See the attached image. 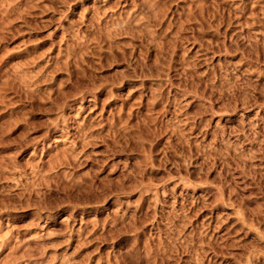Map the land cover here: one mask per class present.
<instances>
[{"label":"rangeland","instance_id":"1","mask_svg":"<svg viewBox=\"0 0 264 264\" xmlns=\"http://www.w3.org/2000/svg\"><path fill=\"white\" fill-rule=\"evenodd\" d=\"M0 264H264V0H0Z\"/></svg>","mask_w":264,"mask_h":264},{"label":"bare ground","instance_id":"2","mask_svg":"<svg viewBox=\"0 0 264 264\" xmlns=\"http://www.w3.org/2000/svg\"><path fill=\"white\" fill-rule=\"evenodd\" d=\"M202 155V154H201ZM204 156V155H203ZM201 158H202V156H201ZM204 159H202V161H201V165L204 163V161H203ZM213 160H214V158H213ZM214 162L212 161V164H213Z\"/></svg>","mask_w":264,"mask_h":264}]
</instances>
